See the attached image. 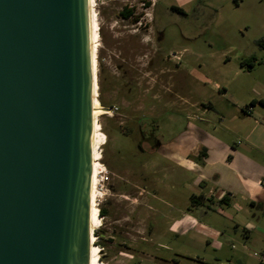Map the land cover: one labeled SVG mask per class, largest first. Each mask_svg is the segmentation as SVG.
Returning a JSON list of instances; mask_svg holds the SVG:
<instances>
[{"label":"rangeland","instance_id":"1","mask_svg":"<svg viewBox=\"0 0 264 264\" xmlns=\"http://www.w3.org/2000/svg\"><path fill=\"white\" fill-rule=\"evenodd\" d=\"M92 4L101 108L98 162L107 176L101 190L96 178L93 200L97 211H106L98 213L93 227L97 264H264V252L256 246L264 243L263 236L251 242L247 231L235 226V211L226 201L212 199L208 188L203 189L206 196L191 201L192 195L198 196L194 185L216 186L213 174L203 171L204 163L193 156L181 162L167 150L174 137L196 131L191 126L210 131L216 125V136L229 147L238 150L244 145L240 135L222 128L226 122L220 121V111L233 108V100L220 97L222 90L216 86H225L240 100L264 98V46L258 43L263 39L264 45V0ZM170 6L184 12H173ZM124 7L132 9L129 18L120 15ZM183 98L187 104L179 106ZM207 101L214 107L202 113ZM194 102L199 104L197 117L202 114L199 119L189 117L197 109L190 107ZM111 106L117 111L103 114ZM236 116L243 118L240 109ZM198 176L202 184H194ZM238 196L233 199L239 201ZM214 230L218 236L211 235Z\"/></svg>","mask_w":264,"mask_h":264},{"label":"water","instance_id":"2","mask_svg":"<svg viewBox=\"0 0 264 264\" xmlns=\"http://www.w3.org/2000/svg\"><path fill=\"white\" fill-rule=\"evenodd\" d=\"M87 0H0V264H88Z\"/></svg>","mask_w":264,"mask_h":264},{"label":"crops","instance_id":"3","mask_svg":"<svg viewBox=\"0 0 264 264\" xmlns=\"http://www.w3.org/2000/svg\"><path fill=\"white\" fill-rule=\"evenodd\" d=\"M248 64L250 68L254 67V61ZM165 71L171 73L168 69ZM239 72H241V69H239ZM196 88H198V86ZM199 89L201 90L202 87ZM216 89H218V91L222 90L219 92L220 97L227 96L233 100L231 104L233 108L229 109V111L226 110V112L221 109L220 112L223 113V115H220V121L222 122V118L225 119L224 121L226 124L222 127L224 131L229 130L231 135L234 133L242 137L244 145H241L238 150L243 151V153L236 150V148L233 149L229 147L226 141L218 138L219 135L218 137L216 136V134H219L217 126L213 125L210 131H201L191 126V128L194 130L196 129V131H184L174 137V143L172 145L170 144L167 149L168 156L169 154H175L174 156L179 157L176 159H179L181 162L188 161V156H193V158L197 157L201 160L204 163L202 167L203 171L210 175L213 174L211 179L216 186L212 187L206 182L202 184L203 180L198 176L194 184H198L200 180V184L202 185H198V187L194 185V187L198 188L197 194L206 196L208 193L210 197L216 201L224 199L227 205L232 207L235 211V216L233 218V220H235V226L243 231H247L250 238L252 237L251 242L254 240L258 243V240H260L262 236L263 238L261 241H264V163H262L264 162V145L262 144V142H264V109L257 106V104L264 107V98L247 97L240 100L235 94H228L225 86L219 87L217 85ZM184 104H187L186 98L179 99V106H183ZM190 105V107H194V105L195 107L197 106V109L191 112L189 117L199 119V117H201L199 115H202L199 114L197 117L196 114L199 112V104L194 102ZM202 107L204 108L202 113H206V108H213L214 105L212 101H207L206 103H202ZM238 109L242 112L243 118H241V116H236ZM232 110H235V112H232ZM235 119H240L241 121L235 123ZM210 120L211 119H209V121ZM164 146V144H161V150L165 148ZM172 146L174 147L173 151L171 149ZM200 151H202L201 156ZM253 153H256V155H253ZM227 156L228 161H225ZM185 157L186 159H184ZM260 157H262V159ZM178 163L180 162L178 161ZM190 164L191 161L189 162V165ZM194 164L195 163L192 162L191 165L193 166ZM210 175L206 178H209ZM207 188V193H204L203 189ZM235 194L239 195L238 199L240 202L233 199ZM243 203H245V205ZM253 208L256 213L253 212ZM217 234L218 232L215 230L211 233L213 236H218ZM213 236L209 237L211 239L210 242L216 244L217 241ZM255 238L257 239L255 240ZM256 246L264 252V243H258ZM242 247L243 249L246 248L245 243H243Z\"/></svg>","mask_w":264,"mask_h":264},{"label":"bare ground","instance_id":"4","mask_svg":"<svg viewBox=\"0 0 264 264\" xmlns=\"http://www.w3.org/2000/svg\"><path fill=\"white\" fill-rule=\"evenodd\" d=\"M88 2V40H89V49L91 54V64H92V71H93V107H92V116H93V125L91 131V177H90V188H89V261L88 264H97V257H96V250L95 244L93 243V231L94 226L98 224V211L96 210L95 205H93V200L95 197L96 192V178H99L100 173L98 172L101 169V165L99 164V154H100V137L101 134L99 133L98 124H97V114L100 112L98 107V86L96 82V74H97V67H96V28H97V20L95 17V11L93 7V0H87Z\"/></svg>","mask_w":264,"mask_h":264},{"label":"trees","instance_id":"5","mask_svg":"<svg viewBox=\"0 0 264 264\" xmlns=\"http://www.w3.org/2000/svg\"><path fill=\"white\" fill-rule=\"evenodd\" d=\"M170 10L173 11V12H177V13H180L182 14L183 13V10L180 8V7H177V6H170ZM132 9H129V8H126L124 7L121 11H120V15L122 18H129L130 16H132ZM258 43L260 44V46H264L263 45V39L259 40ZM202 155V151H200V156ZM202 198L201 195H198V196H195V195H192L191 197V201L194 200V198ZM224 200V199H223ZM99 213L101 215H105L106 211L102 208V209H99ZM99 216V215H98ZM96 232V231H95ZM96 234V233H95Z\"/></svg>","mask_w":264,"mask_h":264},{"label":"built area","instance_id":"6","mask_svg":"<svg viewBox=\"0 0 264 264\" xmlns=\"http://www.w3.org/2000/svg\"><path fill=\"white\" fill-rule=\"evenodd\" d=\"M115 111H117V107L111 106L109 108L104 109V113L103 114H106V115H110L111 116L112 113H114ZM101 166H102L101 173H100V176H99V181L97 182V185H98L99 190H101L100 189L101 186H102L101 183L103 181H106L107 180V176L105 175V172H106L105 166L102 163H101ZM98 213H99V208H98Z\"/></svg>","mask_w":264,"mask_h":264}]
</instances>
